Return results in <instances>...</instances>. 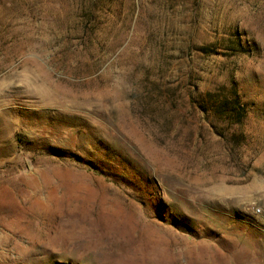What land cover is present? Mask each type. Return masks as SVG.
Listing matches in <instances>:
<instances>
[{
    "label": "rangeland",
    "instance_id": "obj_1",
    "mask_svg": "<svg viewBox=\"0 0 264 264\" xmlns=\"http://www.w3.org/2000/svg\"><path fill=\"white\" fill-rule=\"evenodd\" d=\"M0 264H264V0H0Z\"/></svg>",
    "mask_w": 264,
    "mask_h": 264
},
{
    "label": "trees",
    "instance_id": "obj_2",
    "mask_svg": "<svg viewBox=\"0 0 264 264\" xmlns=\"http://www.w3.org/2000/svg\"><path fill=\"white\" fill-rule=\"evenodd\" d=\"M233 104H234V106H233L234 108H236V106H237V107H240V103H239V101H236V102L233 103ZM218 105H219L218 103H217V105L214 104V106H218Z\"/></svg>",
    "mask_w": 264,
    "mask_h": 264
}]
</instances>
